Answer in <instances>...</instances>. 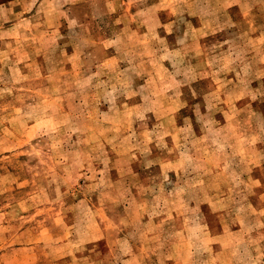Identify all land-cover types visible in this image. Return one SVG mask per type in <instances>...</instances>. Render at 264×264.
Segmentation results:
<instances>
[{"label":"rangeland","instance_id":"obj_1","mask_svg":"<svg viewBox=\"0 0 264 264\" xmlns=\"http://www.w3.org/2000/svg\"><path fill=\"white\" fill-rule=\"evenodd\" d=\"M0 264H264V0H0Z\"/></svg>","mask_w":264,"mask_h":264}]
</instances>
